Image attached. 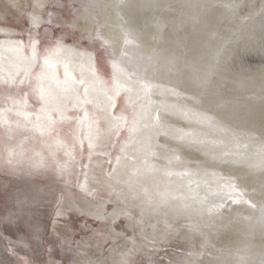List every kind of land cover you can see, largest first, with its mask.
<instances>
[{
    "label": "bare ground",
    "instance_id": "1",
    "mask_svg": "<svg viewBox=\"0 0 264 264\" xmlns=\"http://www.w3.org/2000/svg\"><path fill=\"white\" fill-rule=\"evenodd\" d=\"M244 1L0 0V264H264V62L192 24Z\"/></svg>",
    "mask_w": 264,
    "mask_h": 264
},
{
    "label": "water",
    "instance_id": "2",
    "mask_svg": "<svg viewBox=\"0 0 264 264\" xmlns=\"http://www.w3.org/2000/svg\"><path fill=\"white\" fill-rule=\"evenodd\" d=\"M166 4L164 8H159L161 3ZM244 2L249 3L246 9L260 6V0H254L253 3L249 0ZM139 6L137 11H133L130 16L129 23L133 27L152 25V21L155 16H164L165 21L169 22L167 18L173 12L172 0H130V4ZM141 9V10H140ZM262 9V8H261ZM245 10L244 6L238 8L239 12ZM232 13V12H231ZM224 15L231 17H224ZM194 16V15H193ZM190 17L185 18L186 26H183L185 30H191L192 24L195 23L196 28H202L199 31L203 36L209 34V46L213 48L216 54L224 56L221 60L224 62L221 65L218 64V68H223V65H228L227 68L233 67V65H246L255 66L264 62V12L255 18L254 23L248 22L244 27L238 28L235 21V17L230 12H222L220 15L215 13L212 9H205L200 15L193 17V23ZM262 19L263 22H259ZM259 22V23H257ZM192 23V24H191ZM257 23V24H256ZM226 24H230L226 29ZM199 30V29H198ZM194 44V41L192 42ZM162 54L166 53L165 49H161ZM213 52V51H212ZM173 61L172 63H174ZM176 64H178L176 62Z\"/></svg>",
    "mask_w": 264,
    "mask_h": 264
},
{
    "label": "snow or ice",
    "instance_id": "3",
    "mask_svg": "<svg viewBox=\"0 0 264 264\" xmlns=\"http://www.w3.org/2000/svg\"><path fill=\"white\" fill-rule=\"evenodd\" d=\"M95 149L93 148V146L91 144H89V153H92Z\"/></svg>",
    "mask_w": 264,
    "mask_h": 264
}]
</instances>
